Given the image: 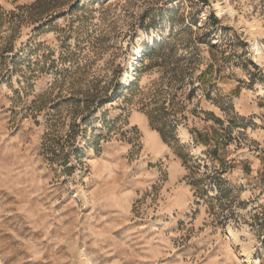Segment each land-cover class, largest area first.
Instances as JSON below:
<instances>
[{"label": "rangeland", "instance_id": "obj_1", "mask_svg": "<svg viewBox=\"0 0 264 264\" xmlns=\"http://www.w3.org/2000/svg\"><path fill=\"white\" fill-rule=\"evenodd\" d=\"M256 41L264 0H0V264H264Z\"/></svg>", "mask_w": 264, "mask_h": 264}, {"label": "bare ground", "instance_id": "obj_2", "mask_svg": "<svg viewBox=\"0 0 264 264\" xmlns=\"http://www.w3.org/2000/svg\"><path fill=\"white\" fill-rule=\"evenodd\" d=\"M217 14L219 15V12ZM154 40H157V38H154ZM253 50L256 56L258 55L259 57H262L264 59V52L262 51V48L260 47L258 41L253 44Z\"/></svg>", "mask_w": 264, "mask_h": 264}]
</instances>
